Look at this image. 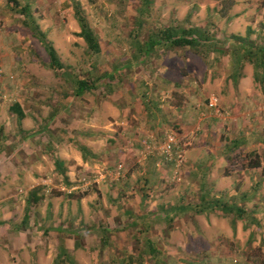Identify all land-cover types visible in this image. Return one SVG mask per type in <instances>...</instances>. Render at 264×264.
Returning <instances> with one entry per match:
<instances>
[{"label":"crops","instance_id":"crops-1","mask_svg":"<svg viewBox=\"0 0 264 264\" xmlns=\"http://www.w3.org/2000/svg\"><path fill=\"white\" fill-rule=\"evenodd\" d=\"M26 1L31 4L32 0ZM62 2V5L69 6L65 0ZM30 17L32 18L31 14ZM36 19L42 21L39 16ZM26 23L31 25L29 21ZM38 30L46 37L50 34L43 28L38 27ZM30 32L32 33L31 30ZM253 32L256 33V37L264 35L259 34L258 30ZM51 45L54 47V44ZM163 47L167 45L162 44L156 49ZM32 61L37 64L36 60ZM118 64L119 66L113 71H96L92 67V72L88 75L89 89L80 94L73 87L70 100L64 99L61 87L56 85V81L52 83L54 80L52 77H41L39 81L48 85L49 91L46 95H38L36 89L31 88L32 93L22 99H16L8 109L13 128L12 142H10L12 152L8 157H15L22 151L40 174L47 169L55 170V162L58 161L59 170L64 171V176L69 182V186L61 185V190L64 191H70L73 186V175L79 168L84 171L86 168L112 171L116 164H123L122 178L126 181L124 184L120 181L115 183L116 190L111 192L115 196V201H109L108 197L111 193L108 189L101 188L100 193H93L82 199L74 200L72 193L69 192L71 197L66 198L65 195L63 200H56L54 204L57 205V209L54 213H57L58 221L42 222L43 225L39 230L54 239L51 245L54 249H50L46 255H40L39 251H35L36 245L32 247L25 238L29 232L26 224L20 228L10 219L14 207L6 201L9 197H3L0 203V242L16 252L25 248L21 246L24 242L31 247V250L20 253L22 258L44 259L50 264H61L69 257L94 261L100 258L107 261L106 264H135L139 255L144 252L142 247L147 240L152 242L158 253L160 252L145 257L151 259V264H155L158 257L165 262L175 260L178 264H188L191 260L198 261L196 264H259L257 257L251 254L257 245L263 254L261 257L263 261L259 262L264 264V118L261 120L254 118L253 121L258 120V125L249 131L246 116L229 117L225 123L222 121L215 127L205 121L200 124L201 119H199L197 128L202 134L198 139L187 142L188 138L192 137V130L195 129L188 124V121L191 115L199 112L197 109L199 106L194 105L195 101L188 92L192 78L181 74L177 69L185 68L187 62L185 64L180 60L175 65H169L164 61L154 62L151 78L155 81L143 83L147 77L141 78L135 74V79L137 77L140 79L139 83L142 87L148 86V88L143 87L145 93H140L139 87L131 82L126 86L127 90L130 89V94L125 96L112 94L114 89L112 84L116 76L120 79L127 76L126 71L121 72V69L131 68L133 63L125 61ZM247 64L244 63L243 67L246 69L242 71L241 77L240 71H236L240 66L239 61L232 58L228 63V67L233 68L229 76L230 88L233 89L236 85L240 92L239 95L238 93L233 95L232 91L230 110L239 112L240 109H250L255 114L260 112L264 115V84L260 89L261 92L253 91L255 85L253 69L252 65ZM11 66L20 68L19 64L14 65L13 62ZM171 70L178 74L176 78H172ZM219 82L223 83V81ZM122 84L121 79L119 85ZM154 85L157 86V93L149 87ZM135 90L139 93L135 94ZM221 99L223 101L224 97L221 96ZM35 107L40 108V113H44L42 116H46L45 119L42 120L37 116ZM68 110H71L70 122L65 126L63 122L69 120L65 119ZM173 123H176L181 130L185 167L188 168L185 177L190 180L193 187L190 193L198 196L199 210L202 214L213 215L212 218L215 220L209 222L215 227L218 235L212 233L211 229L200 230L199 226L202 228L206 219L203 224L201 223L202 226L199 223V226L195 225L196 230L192 233L188 231L186 221H170L166 216H161L160 211L163 213L171 209H187V204L180 203L181 197L178 199L179 203L171 202L170 207L168 205V208H163L162 205H156V202L149 204L151 197L147 194L151 193L141 192L140 187L126 186L130 175L136 177V181L142 179L143 182L148 183L150 177L155 174L160 179L163 178L161 169L156 168L155 162L158 157L150 156L146 160L141 157L142 142L151 136L159 141L157 143L159 145L163 134L170 131L168 125ZM227 125L234 128L232 131L238 129V135L233 132L225 133L224 128ZM258 133L262 136H258ZM36 140L39 142L38 153L32 149L36 146ZM80 148L85 149V158ZM238 155L246 159H240ZM58 176L64 179L59 173ZM25 178L29 180L30 177ZM41 187L45 190L44 185ZM4 195L10 196L8 193H3L2 196ZM94 201L105 205L109 203V206L114 207L115 210L119 209L127 216H131L132 213L133 218L106 222L95 217L87 221L88 209L94 205ZM30 209L32 210L33 207ZM80 210L84 213L85 221L82 220ZM238 212L241 213L240 216ZM62 213L64 216L60 220L58 217ZM49 215L48 211L44 217ZM60 221L62 223H59ZM205 223V227L209 228L207 222ZM27 225L29 226V223ZM224 225L229 230L223 231L221 227ZM227 237H231L230 241L239 244L238 247H228L230 241ZM76 240L81 241L77 249ZM189 243L199 245L192 248L188 246ZM134 244H138L139 251ZM174 244L177 246L174 247ZM89 245L95 249L90 257L82 254L83 250L87 253L91 250L87 249ZM160 245L168 246L165 248L163 246L164 251ZM100 252L104 253L103 256ZM180 252L190 254V257L185 254L180 256ZM163 255L165 257H162Z\"/></svg>","mask_w":264,"mask_h":264},{"label":"rangeland","instance_id":"rangeland-1","mask_svg":"<svg viewBox=\"0 0 264 264\" xmlns=\"http://www.w3.org/2000/svg\"><path fill=\"white\" fill-rule=\"evenodd\" d=\"M62 1L32 0L30 4L26 0H0V203L3 197H9L6 201H9L11 203L10 206L14 207V211L11 212L12 218L10 219L18 227L22 228L24 224L21 221L25 214V201L28 193L36 191L35 195L40 200L37 204L31 206L33 207L32 210H29L27 221L29 226L26 223V228L29 229V232L25 238L31 243L32 247L34 244L36 245L35 251H39L40 255H46L50 249H54L51 246L54 239L46 232L42 234L39 230L46 221L52 223L58 221L57 213H54L57 209V205L54 204L56 200H63V196L65 195L66 198L71 197L69 196V192L72 193L74 200L76 198L82 199L93 193H100V188L104 190L108 189L109 193H111L116 190L115 183H119L120 181V183L124 184L126 181L125 178H122L124 167L120 163L116 164L114 166L115 169L113 167L112 171L103 169L91 170L87 168L84 171L82 168H79L73 175V186H71L70 191H64L61 190V185L65 183L63 178L58 176L60 172L56 166L55 170L47 169L44 170L43 174H40L39 170L33 168L34 165H32L31 160L22 154V151L21 153H17L15 157L13 156V159L8 157L12 152L10 150L12 149L10 142H12L13 130L8 109L14 104L13 101H16V99L28 96L31 88H35L38 95H46V92L49 91L47 89L48 85L39 81L41 77H52L54 79L52 83L54 84V81H56V85L61 87L64 99L70 100L73 88L72 77L88 79L90 77L88 75L92 72V67L96 71H113L119 66L118 63L129 61L133 63V67H127V69L123 67L121 69V72L126 71L127 73V76L121 78L123 84L119 85L121 79L117 76L114 78L112 84L114 88L112 94L125 96L130 94V89L127 90L126 86L131 82L139 87L140 93L144 92L143 87L148 88L147 85L141 86L139 83L140 79L138 77L135 79V74H138L141 78L147 77L143 83H151L155 81L151 78L153 76L151 71L154 62L160 61L161 63V61H164L169 65H175L177 61L181 60L185 64L187 62V66L177 69L181 74L192 78L188 92H190L191 98L195 101L194 105L199 106L197 108L199 109L198 114L196 112L194 115H191L188 121V124L194 126L195 129L192 130V137L188 138L187 142L198 139L200 134H202L201 130L197 128L199 119H201L200 124L205 121L215 127L222 121L225 123L226 120H229V117L238 118L246 116L249 131L252 127L258 125V120L255 119L253 121L254 118H259L260 120L264 118L262 113L258 112L255 114L250 109H240L239 112L237 110H230L232 106V100H230L232 91L234 92L233 95L237 93L239 95L240 92L236 85L233 86V89L230 88L229 82L231 78L229 76H231L233 68L228 67L229 61L233 58L231 56V49L233 47L232 37L244 38L249 34V39L256 40L260 45L264 43V39L258 40L256 33L253 32V30H258L259 34H264V0H65L69 3L68 7L62 5ZM24 6L29 7V13L35 19L33 21L37 28L49 31L47 32L50 34L46 39L51 44H54L53 48L63 66L61 70L50 69L48 66L49 58L44 47L23 24L26 18L20 11ZM74 9L79 10L97 36L100 44V52L98 54H87L85 52L86 45L83 39L77 36L80 32V27ZM38 16L41 17L40 20L42 21H37L36 18ZM171 24H185V26L193 25L204 28L210 36L214 37L221 44L220 47H223L222 54H216L212 49L205 46H201L199 51H194L187 47L177 49L163 47L161 49L155 48L149 52H145L147 51V47L138 46L148 41L150 37L159 31L168 28ZM129 31H131L130 34ZM263 36L261 35V37ZM141 57L144 58L143 61H141ZM33 59L37 61V64L33 63ZM12 62L14 65L19 64L20 68H12ZM244 63L248 62H243V66ZM245 69L242 67L239 70L241 77L242 71L244 72ZM171 75L172 78H176L178 74L176 75V71L171 70ZM34 80L35 83H33ZM219 81H223V83ZM254 84L253 91L261 92L260 89L263 86L261 88L255 81ZM149 87L152 88L154 93H157L156 85ZM137 93L139 92L135 90V94ZM109 94L111 95V93ZM221 96L224 97L223 101ZM212 98H216V105L210 109L208 108V102ZM22 103L27 104L24 101ZM35 110L39 118L45 119L46 116H42L44 113H40L39 107H35ZM70 111L68 110V115L65 112V115H67V117L64 116L65 119H69L68 122H63L65 126L70 122ZM209 128L211 127L209 126ZM168 129L170 131L163 134L159 145L157 144L159 141L157 142L151 136L142 142L141 157H143V160H146L150 156L158 157L155 162L157 164L156 168L161 169L164 174L163 178L160 179L155 174L150 177L148 183L146 181L143 182L142 179L136 181V177L133 178V175H130L126 186L140 187L142 188L141 192L151 193L147 194L148 197H151L149 204L156 202V205H162L163 208L170 207L171 202L179 203L178 199L181 197L182 202L180 203L187 204V207H191L192 210L185 211L182 213L183 215L173 216L171 217L172 219L170 218V221H186L188 231L194 233V230H196L195 225L199 226V223L202 226L204 219H206L208 221L205 220V222H207L209 228L205 227L206 223L204 222L205 225L202 228L199 226L200 230L211 229L212 233L218 235L215 232V227L209 222L215 220L212 218L213 215L205 216L201 212L199 213L198 196L190 193L193 187L190 180L185 177L188 168L185 167L186 159L181 142L180 127L176 123H173L172 125H168ZM232 130L234 128L231 125H227L224 128L225 133L233 132L238 135V129ZM167 133L175 136L177 144H179L180 149L183 151L181 163L175 164L174 161L173 163H167L162 156L161 146L163 141H165ZM220 133H222V130H220ZM66 134L65 132L64 135ZM258 136H262V134L258 133ZM223 137L222 135V139ZM38 145L39 142L36 140V146L32 148L36 153L39 151ZM238 156L240 159H246V157L243 158L241 155ZM119 167H121L120 170ZM26 176L30 177L29 180L25 178ZM41 185H44L45 190H42ZM3 193H8L10 196H2ZM98 198L97 196L96 199ZM108 199L109 201H115V196L111 193ZM93 203L94 205H91L88 209L87 221L95 217L106 222L108 220L133 218L132 213L131 216H127L119 209L115 210L114 207L109 206V203L107 204L108 206L103 203L98 204L97 201ZM48 211L50 215L45 218L44 216ZM80 213L83 216L82 220L85 221L83 211L80 210ZM160 214H162V211H160ZM63 216L62 213L58 218L62 220ZM59 223H62V221ZM221 228H223V231L229 230L225 225ZM191 235L193 236V234ZM227 239L230 241L231 237H227ZM76 241L77 243L81 242L80 240ZM22 243L21 246H25V248L16 252L10 250L4 243L0 242V264H50V262L44 259L39 260L34 257L32 258L30 255L29 257L31 258H22L20 253L31 250L29 245L24 242ZM17 245L19 244L17 243ZM196 245L199 244L189 243L188 246L195 248ZM238 245L232 241L228 243V247L236 248ZM160 246L162 248L164 246L165 248L168 245ZM176 246L174 244V247ZM134 247L138 251L140 250L138 244H134ZM255 247L251 254L253 257H257L260 264L263 261L261 258L263 254L257 248V245ZM87 249L89 252L87 253L83 250L82 254L90 257L95 249L91 245ZM118 251L116 252L118 253ZM103 254L100 252V255L103 256ZM182 254L187 255L180 252V256ZM187 257H190V254ZM72 260L75 264L107 263V261H103L100 258L94 261L93 259H79L76 257ZM147 261L146 264H151L150 260ZM166 261L167 264H178L175 260ZM197 262L191 260L188 264H196ZM61 264L69 263L63 261Z\"/></svg>","mask_w":264,"mask_h":264},{"label":"trees","instance_id":"trees-1","mask_svg":"<svg viewBox=\"0 0 264 264\" xmlns=\"http://www.w3.org/2000/svg\"><path fill=\"white\" fill-rule=\"evenodd\" d=\"M75 16L77 19V22L80 27V32L77 34L78 37L83 39L86 48L85 52L87 54H98L100 52V44L98 42L97 36L94 34L93 30L89 27L87 21L85 18L81 15L79 10H75ZM21 14H23L26 18L27 21L30 22L31 25H28L26 22H23V24L30 29L34 35L35 38H37L42 46L44 47L48 58H49V63L48 66L50 69H62L63 66L59 61V57L52 47L51 43L46 40V36L41 33L38 28L36 27L34 21H32V18L30 17L29 14V7L24 6V8H21ZM188 23V22H187ZM34 29H33V28ZM249 35V34H248ZM246 35V37L241 38L234 36L232 37V51H231V56L233 59L236 61H239L240 66L236 68V71H239L243 67V62L247 61L250 65L253 67V78L256 83H258L261 88L264 84V43L260 45L259 43L256 42V40H251L249 39V36ZM154 36V38H153ZM146 41L145 43L143 42L142 44H139L138 46L144 48L147 47L145 52H149L150 50H154L156 47L161 46L162 44L167 45L169 48H190L191 50L194 51H199L201 46H205L207 48H210L213 50L214 53L216 54H222V49L223 47H220L221 44L212 36L209 35L207 30L204 28L200 27H195V26H185L184 25H173L171 24L168 28L164 29L163 31H159L157 34L153 35ZM259 39H264V36H258ZM139 42V41H138ZM140 43V42H139ZM223 45V44H222ZM146 55V54H144ZM141 61L144 60L143 57H141ZM72 83L73 87L77 89V91L80 92V94L86 92L89 87H87L88 84H90V81L88 79H83L79 77H72ZM80 151L82 153V156L84 157V152L85 149L80 148ZM85 158V157H84ZM56 168L59 170V162H55ZM60 174L64 176V171L62 169L59 170ZM64 183L66 186H69V182L67 177L64 176ZM36 191H31L27 199L25 201V214H24V220H22L23 224L27 223L28 216H29V210L30 207L33 204H36L40 199L36 197ZM190 208V209H189ZM196 209V208H195ZM171 209L167 211H163L161 216H166L167 220H170L171 217L173 216H179V214L184 213L187 210H192L191 207H187V209ZM201 211H199L200 213ZM228 214V213H226ZM241 213L238 212V216H240ZM183 215V214H182ZM169 216V217H168ZM172 219V218H171ZM79 243L76 241V248ZM144 245V248L142 249L144 252H142L137 261H135V264H146L148 262L145 259L148 256L152 255L154 256L157 252V249L154 245H152V242L150 240H147ZM160 254V252L158 253ZM157 254V256H158ZM162 257H165L164 255ZM72 257H69L66 261L69 264H75L72 260ZM151 261V259H150ZM155 264H167L165 261H163L160 257L156 259Z\"/></svg>","mask_w":264,"mask_h":264},{"label":"built area","instance_id":"built-area-1","mask_svg":"<svg viewBox=\"0 0 264 264\" xmlns=\"http://www.w3.org/2000/svg\"><path fill=\"white\" fill-rule=\"evenodd\" d=\"M216 105V98H212L208 102V108H214ZM162 156L167 163H181L183 160V151L180 149L179 144H177L176 138L171 133H167L165 136V141L161 146ZM121 167H119L120 170Z\"/></svg>","mask_w":264,"mask_h":264},{"label":"bare ground","instance_id":"bare-ground-1","mask_svg":"<svg viewBox=\"0 0 264 264\" xmlns=\"http://www.w3.org/2000/svg\"><path fill=\"white\" fill-rule=\"evenodd\" d=\"M222 114V113H221ZM224 115V114H223Z\"/></svg>","mask_w":264,"mask_h":264}]
</instances>
